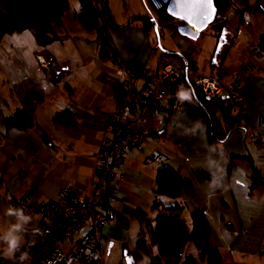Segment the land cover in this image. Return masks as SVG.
I'll return each instance as SVG.
<instances>
[{"label":"crops","instance_id":"obj_1","mask_svg":"<svg viewBox=\"0 0 264 264\" xmlns=\"http://www.w3.org/2000/svg\"><path fill=\"white\" fill-rule=\"evenodd\" d=\"M160 6L158 0H121V14L118 12L117 15L113 0H107L108 11L120 29L107 28L103 34L114 44L121 59L138 62L151 72L160 70L157 59L177 56L180 63L176 66H180L181 53H190L182 50L183 46L197 48L204 62L198 70L192 54L195 71L205 75L214 69L220 84L227 89H230V74L251 60L260 73L258 76H241L239 90L246 104L247 128L231 133L219 145V150L226 156L249 157L261 176L258 164L248 154L246 146L251 143L252 134L261 133L260 125L264 120V56L252 54L264 38V14L248 11L241 14V7H231L232 11L225 13L227 21L218 41L212 33L207 35L208 29L195 41L177 34L180 41H176L174 49L158 42L171 30L160 32L161 37L157 39L153 27L147 31L140 20L133 21L140 17L149 18L150 23L157 21ZM78 9L77 1L72 0L69 9L63 13L61 25L55 28L60 39L45 47H39L29 31L8 34L0 40L1 218L6 217L4 210L8 211L10 200L37 197L41 201L55 202L66 186L80 190L89 188L94 155L106 119L114 110L118 90L112 65L98 48L96 30L88 32L75 20ZM243 25L253 27L255 44L244 52L241 60L228 62L230 46H224L223 38L226 35L239 37ZM248 32L251 35L248 30L243 33V38ZM205 36L214 39L211 48L198 43ZM19 109L28 119L19 127L5 126L4 119ZM61 114H68L74 126L55 124L54 117ZM161 140L163 166L192 184V193L182 194L180 198L185 222H189L192 211L201 210L210 228V245L226 251L233 264H251L246 259L255 255L261 258L264 253V250L260 251L264 244V187L251 189L255 173L249 162L233 160L228 168L226 157L215 152L207 141L205 121L188 108L177 114L171 126L162 133ZM143 162V156L132 153L129 163L122 168L124 180L119 183L118 202L112 205L114 216L102 231L106 254L113 249L111 240L115 239L120 240L118 243L121 242L126 251L128 244L134 249L139 231L138 212L149 217L148 211L156 213L152 207L157 201L163 208L173 204L154 195L145 175H135L143 169ZM198 170L215 178L216 183L196 181L192 173ZM46 171L50 174L43 179ZM130 178L134 179V186L128 184ZM217 185L221 186L215 187ZM184 255L196 257L197 252L190 254L186 247ZM3 257L0 254V261Z\"/></svg>","mask_w":264,"mask_h":264},{"label":"built area","instance_id":"obj_2","mask_svg":"<svg viewBox=\"0 0 264 264\" xmlns=\"http://www.w3.org/2000/svg\"><path fill=\"white\" fill-rule=\"evenodd\" d=\"M222 21H227L221 14ZM175 28L182 23L174 21ZM101 32L98 48L112 65L119 94L114 110L106 119L102 137L94 155L90 185L87 190L64 187L55 202L40 199H15L10 208L22 209L30 220L25 223L13 215L16 225L25 227L30 237H25L12 252L5 246L6 254L0 264H104L106 243L102 231L113 219L112 205L118 202L119 183L124 180L122 168L129 163V155L143 156L141 147L147 141L154 152L144 158L150 169L148 175L155 179L163 163L161 154L162 129L169 118H175L186 107L181 96L190 83L205 98L218 103L228 99L235 109L241 125L246 122V104L239 94L241 79L237 73L230 75V89L223 87L212 69L208 75L195 71L189 52H182L181 67L163 65L158 72L143 68L138 62L121 59L114 44ZM254 57H263L264 50L257 47ZM243 76H258L259 68L247 61L239 69ZM261 133L250 136L254 148L264 152V120ZM46 171L43 179L49 176ZM128 184L135 185L133 178ZM110 233V230L108 231ZM183 259V254L181 255Z\"/></svg>","mask_w":264,"mask_h":264},{"label":"trees","instance_id":"obj_3","mask_svg":"<svg viewBox=\"0 0 264 264\" xmlns=\"http://www.w3.org/2000/svg\"><path fill=\"white\" fill-rule=\"evenodd\" d=\"M76 1L79 9L74 17L86 31L98 30L101 32L107 28L120 29L114 24L108 11L107 0ZM213 5L216 10V20L210 28L211 30H220L219 33L217 31L212 33L216 41L220 39L226 23V21L220 20V15L229 8L241 7L239 11L241 14L247 11L250 14H264V0H256L253 7H248V0H213ZM68 9V0H0V40L8 34L29 31L36 44L39 47H45L60 39L55 33V28L61 25L63 13ZM157 13V21L153 23H150L149 18L143 17L133 19V21L140 20L147 31L155 27L158 38L161 37L160 32L164 30L174 31V20L165 14V7L161 5ZM258 46L264 50V38L260 40ZM118 94H115V98ZM183 95L185 107L205 121L207 141L215 152L226 157L228 168L232 165L233 160L248 161L255 173L251 189L258 186L264 187V178L259 175L249 157L226 156L219 150V145L225 142L231 133L247 128L246 125H241L229 100L224 99L215 103L205 98L190 83ZM27 119L25 112L19 109L10 117L5 118L4 124L7 127H19ZM173 119L167 120L162 133L171 126ZM53 122L62 126H74L68 114L54 117ZM192 175L198 182L216 183L215 178L203 171H194ZM154 182V195L157 198L164 197L173 204L163 208L161 202L157 201L152 207V210L156 211L153 220L144 213H137L136 219L139 225L137 240L134 249L125 252L129 264H134L147 256L150 247L154 248L156 253L153 261L149 264H233L226 251L210 245V228L203 211H192L189 214V222H185L182 218L184 207L180 198L182 194L192 193L191 182L183 180L177 172L163 166V163L158 167ZM187 244H192L196 250V258L191 255H184V258H181Z\"/></svg>","mask_w":264,"mask_h":264},{"label":"rangeland","instance_id":"obj_4","mask_svg":"<svg viewBox=\"0 0 264 264\" xmlns=\"http://www.w3.org/2000/svg\"><path fill=\"white\" fill-rule=\"evenodd\" d=\"M68 1H69V5H70L72 0H68ZM113 2L115 5L116 14L118 15V12H119V14H121V0H113ZM255 2H256V0H248V6L254 5ZM231 11H232V8L231 9L229 8L223 14L224 15H225V13L229 14ZM220 20H222L221 15H220ZM248 30L251 31V35L249 36L250 33L248 32L247 37L243 38V33L247 32ZM252 30H253V27H248V26L243 25L241 28L242 35H240L239 37L229 38L228 35L224 36V38H223L225 41L224 46H227V45L230 46V54L227 58L228 62H231V63L238 62L239 60H241L243 58L244 52L247 49L250 50V48L255 44L254 39H252V37H253V31ZM167 31H169V30H167ZM214 31H217L219 33L220 30H218V29L211 30V28L209 27L207 35H209V33H213ZM175 33H174V31L165 32L159 41L161 43V45L163 46L164 44H167V45L173 47L174 49H176V46H177L176 41H180V37L177 35V33L176 34ZM172 35H174L173 36L174 38H171ZM198 43H201V45L205 48H207V47L211 48L213 46V44H215V41L213 38L205 36L201 40H199ZM248 46H249V48H248ZM257 47H255V49ZM183 49L189 50L190 54L191 55L193 54L194 60L197 61V68H198V70H201V66L203 65L204 58H203V56L199 55V50L197 48H194L191 46H186V47L183 46L182 50ZM156 61H157V64H159L160 68L165 64H173L176 66L177 64L180 63L179 58L177 56H163L162 60L157 59ZM246 62L241 64L237 68V70L232 72L230 75L237 73L238 77L241 79V76H243V75L239 72V69ZM151 66L154 69L156 66L155 62L152 63ZM176 67H181V65L176 66ZM208 74H205V75H208ZM216 78H217V76H216ZM217 80H218V78H217ZM161 142H162V140H161ZM148 143H149V141H147L141 147L144 158H149L154 152V145H152L151 148H148L147 147ZM246 147H247L248 154H250L251 157L253 158V160H255V162L258 164V167L261 170V177L264 178V152L255 149L253 144H251V143L248 144ZM152 168L157 169L156 166L147 167L146 165H144L143 169L141 168V170L139 172H135V175L136 176H138L139 174L145 175L146 180L150 181V183L152 185V190L154 191V188H155L154 180H151L152 178L150 179L149 175H148V172ZM4 212H5L6 217L1 218V216H0V254H2V255L6 254L5 246L7 245L6 240L8 238H11L12 236H18V237H20L19 242H22V241H24L25 237L31 236L26 228L19 227L20 230L17 231V229L14 227V226H16V224L13 220V215H8L7 210H4ZM148 214H149V217L151 220H153V218L156 215V213L152 212V211H148ZM118 241H120V240L119 239L111 240V243H114V247H113V249H111L109 254H105L106 255L105 256V264H127V257L125 255V252L127 249H123L122 248L123 244L121 245V242L118 243ZM186 247H187L188 251L190 252V254H196V250L194 249L192 244H187ZM131 249H132V246L128 244V250H131ZM262 250H264V244H263V247H261L260 251H262ZM155 253H156L155 249L150 247L149 248V254L147 256H144L143 259L137 261L134 264H149V263H151L153 261V257L155 255ZM196 257H197V255H196ZM258 257H259L258 255L257 256L255 255V257L249 258L246 260H248V263H251V264L252 263L253 264H256V263L264 264V253L261 255V258H258Z\"/></svg>","mask_w":264,"mask_h":264},{"label":"water","instance_id":"obj_5","mask_svg":"<svg viewBox=\"0 0 264 264\" xmlns=\"http://www.w3.org/2000/svg\"><path fill=\"white\" fill-rule=\"evenodd\" d=\"M158 2L165 7L167 16L182 23L181 27L176 28V33L190 41L197 40L216 20L213 0H158ZM154 32L158 39L155 27Z\"/></svg>","mask_w":264,"mask_h":264},{"label":"clouds","instance_id":"obj_6","mask_svg":"<svg viewBox=\"0 0 264 264\" xmlns=\"http://www.w3.org/2000/svg\"><path fill=\"white\" fill-rule=\"evenodd\" d=\"M183 98H184V95L181 96V99H183ZM219 186H221V185H217V186H215V187H219ZM7 214H8V215H16V216L19 217V219H20L21 221H23V222H25V223H27V222L30 220V217L25 216V215L23 214L22 209H13V208H9ZM14 227L17 229V231L20 230V229H19V225H16V226H14ZM19 240H20V237H18V236H12L11 238H8V239L6 240V243H7V245H8V250H9L10 252L14 251V250L19 246Z\"/></svg>","mask_w":264,"mask_h":264}]
</instances>
